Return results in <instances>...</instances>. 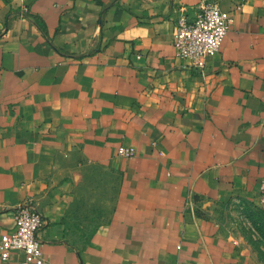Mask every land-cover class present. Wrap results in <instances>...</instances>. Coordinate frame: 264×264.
<instances>
[{
    "label": "crops",
    "instance_id": "1",
    "mask_svg": "<svg viewBox=\"0 0 264 264\" xmlns=\"http://www.w3.org/2000/svg\"><path fill=\"white\" fill-rule=\"evenodd\" d=\"M201 1L0 0V237L29 203L54 264H252L217 210L264 182V0L219 1L231 24L202 72L173 50ZM90 167L118 186L87 231Z\"/></svg>",
    "mask_w": 264,
    "mask_h": 264
},
{
    "label": "built area",
    "instance_id": "2",
    "mask_svg": "<svg viewBox=\"0 0 264 264\" xmlns=\"http://www.w3.org/2000/svg\"><path fill=\"white\" fill-rule=\"evenodd\" d=\"M219 1L202 0L195 7L194 14L184 12L176 20L173 34L174 56L187 61L200 72L205 68L206 58L220 50L229 32L231 17L228 12L220 9ZM116 155L132 158L135 150L119 147ZM259 203L264 204V182L259 188ZM187 206L190 208L191 203L188 202ZM12 217L13 230L0 237L1 262L8 263L12 254H19L22 259L18 264H54L44 258L42 243L38 238L44 225L43 217L29 203L18 205Z\"/></svg>",
    "mask_w": 264,
    "mask_h": 264
},
{
    "label": "rangeland",
    "instance_id": "3",
    "mask_svg": "<svg viewBox=\"0 0 264 264\" xmlns=\"http://www.w3.org/2000/svg\"><path fill=\"white\" fill-rule=\"evenodd\" d=\"M87 170L81 179L78 197L82 205L76 219L78 225L89 231L111 211L118 183L113 173L93 167ZM217 218L220 226L247 249L252 264H264V204L259 201L229 204L218 208Z\"/></svg>",
    "mask_w": 264,
    "mask_h": 264
}]
</instances>
